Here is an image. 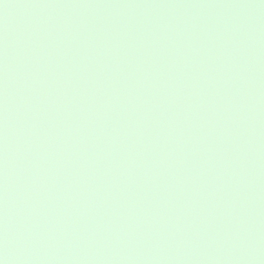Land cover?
<instances>
[{
  "label": "water",
  "instance_id": "obj_1",
  "mask_svg": "<svg viewBox=\"0 0 264 264\" xmlns=\"http://www.w3.org/2000/svg\"><path fill=\"white\" fill-rule=\"evenodd\" d=\"M4 264H264V0H0Z\"/></svg>",
  "mask_w": 264,
  "mask_h": 264
},
{
  "label": "clouds",
  "instance_id": "obj_2",
  "mask_svg": "<svg viewBox=\"0 0 264 264\" xmlns=\"http://www.w3.org/2000/svg\"><path fill=\"white\" fill-rule=\"evenodd\" d=\"M0 264H4V261L3 260H0Z\"/></svg>",
  "mask_w": 264,
  "mask_h": 264
}]
</instances>
